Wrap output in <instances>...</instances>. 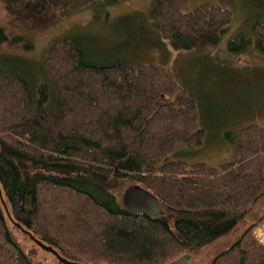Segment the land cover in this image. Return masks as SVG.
Segmentation results:
<instances>
[{"label": "trees", "instance_id": "1", "mask_svg": "<svg viewBox=\"0 0 264 264\" xmlns=\"http://www.w3.org/2000/svg\"><path fill=\"white\" fill-rule=\"evenodd\" d=\"M1 1L14 15L40 20L55 0ZM122 1L91 3L98 16L82 25L88 34L54 40L42 61L0 52V264H35L12 239L6 211L71 261L166 264L228 234L264 196V125L227 132L234 162L170 158L202 146L208 116L196 97L174 96L176 82L144 57L159 52L165 65V41L182 51L216 45L236 10L264 57V0H216L192 11L187 0H151L148 11L105 24L108 8ZM242 32L228 42L229 54L251 50ZM6 40L0 26V46ZM196 54L175 68L200 69ZM233 55L228 69L249 79L251 65ZM130 184L150 191L162 213L125 210L117 195ZM246 236L210 264H264V246Z\"/></svg>", "mask_w": 264, "mask_h": 264}, {"label": "rangeland", "instance_id": "2", "mask_svg": "<svg viewBox=\"0 0 264 264\" xmlns=\"http://www.w3.org/2000/svg\"><path fill=\"white\" fill-rule=\"evenodd\" d=\"M96 1L100 0H55L40 20H34L21 11L18 14H12L0 0V26L7 34V40L0 46V52L42 61L47 47L54 40L68 35L80 37L88 34L89 27L82 25H87L91 18L95 19L98 16V13H93L92 9ZM150 3L151 0H124L108 8L109 18L112 21L104 19V22L110 24L124 14L148 11ZM214 3L216 0H187V8L192 11L201 4ZM237 8H241V1L238 2ZM236 11H232L233 16L235 12V22L233 20L230 29L219 36L216 45L206 43L208 45L203 44L182 51L171 48L165 41V48L169 53L165 65L162 64L164 58L159 52H148V55L144 56L146 61L162 65L176 82L178 90L174 96L196 97L198 106L208 116V119H205L208 130L202 146L181 148L170 156L172 159L184 160L188 164L205 163L212 167H217L224 162H234L236 155L231 144L225 140L227 132L234 133L237 128L247 124L264 125V57L255 50L252 36L242 32L243 22L239 23V10ZM239 32L243 33L244 38H250L252 48L237 55L229 54L228 42ZM27 42L32 43L31 49L24 48ZM194 52L200 59L198 60L201 64L200 69L197 70L192 66L184 67L182 70L175 68L180 59L191 57ZM232 55L235 56V62L239 65L246 63L251 65L249 79L244 77L239 79L235 69H233L234 73L231 72L232 69H228L232 63L231 60H234L230 58ZM203 57L210 59L209 63L202 61ZM167 99L172 101L173 97H167ZM253 105L257 106L252 108ZM122 192L117 195L118 201ZM6 223L12 239L32 263L58 264L52 254L40 249L9 221ZM243 234L247 235L244 241L251 238L257 244L264 246V196L251 206L242 221L238 222L228 234L191 252L190 255L196 264H210L219 252L233 245ZM243 242L242 246L245 244Z\"/></svg>", "mask_w": 264, "mask_h": 264}, {"label": "water", "instance_id": "3", "mask_svg": "<svg viewBox=\"0 0 264 264\" xmlns=\"http://www.w3.org/2000/svg\"><path fill=\"white\" fill-rule=\"evenodd\" d=\"M1 199V198H0ZM121 205L125 210L130 213L144 214L149 217L159 216L161 211L160 202L158 199L147 189L138 184H130L126 186L121 193ZM2 201V200H1ZM6 211V207L2 202ZM6 215L9 221L16 227L22 234L26 235L30 241L37 245L43 251L49 252L57 260L58 264H85L78 261H71L60 256L51 246L45 245L38 239H36L30 232L23 229L19 224L13 222L6 211ZM166 264H196L190 254H182L177 258L167 262Z\"/></svg>", "mask_w": 264, "mask_h": 264}]
</instances>
